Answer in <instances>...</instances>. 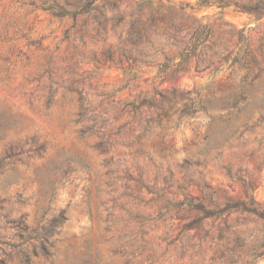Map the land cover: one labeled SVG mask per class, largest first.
<instances>
[{
  "label": "rangeland",
  "instance_id": "1",
  "mask_svg": "<svg viewBox=\"0 0 264 264\" xmlns=\"http://www.w3.org/2000/svg\"><path fill=\"white\" fill-rule=\"evenodd\" d=\"M44 1L0 0V161L19 153L0 165V263L19 264L12 245L46 210L45 220L67 217L51 237L54 264H264V224L253 215L165 211L178 187L179 199L211 209L248 194L264 207V15L242 9L255 0H98L76 20L29 5ZM200 25L211 34L190 71L157 77ZM248 51L258 62L248 97L227 102L245 74L229 65ZM151 97L158 109L133 108ZM54 160L77 171L50 174ZM36 245L22 247L31 255Z\"/></svg>",
  "mask_w": 264,
  "mask_h": 264
},
{
  "label": "trees",
  "instance_id": "2",
  "mask_svg": "<svg viewBox=\"0 0 264 264\" xmlns=\"http://www.w3.org/2000/svg\"><path fill=\"white\" fill-rule=\"evenodd\" d=\"M97 1L98 0H80L79 6L76 9H72V10L66 9L56 0H45L44 2H42L41 5L31 2V4L29 3V5H32L34 9H40L46 12L52 18H56L59 20L71 18L72 20H76L78 17H83L90 13H93L96 9ZM220 5L221 7H227L230 4L221 2ZM242 9H245L246 12L252 14L256 18H260L264 15V0H255L247 8H242ZM200 28L206 30V35L203 37H202V33L199 31ZM241 32L243 31L241 30ZM210 34H211L210 30L206 25H200V27L198 28H193V32L189 40L187 41L184 49L178 54L176 58H171V59L168 58L165 60V63L163 65L164 69L158 71L157 77L174 78L178 74H181L185 71H190L191 68L190 64L194 59V57L196 56V52L198 50H202L203 48H205L206 39L210 37ZM247 40L246 42H247V50H248L249 43ZM48 58L50 59L51 55H49ZM48 60L45 62L46 64L45 66L51 63V61ZM175 60H178V62L175 63ZM224 62H227V59H225ZM235 65H237L238 68L243 69L245 74L243 75V78L241 80V85L237 87L236 91L229 92L225 97V100H227V102L233 101L235 104H237L238 101H244L248 97L249 91H244V88L246 87V85L249 84L248 79L253 74L254 69L258 68V62L255 58V55L248 51L247 54L237 56L235 60L231 61L229 68L232 69ZM196 69H200L199 66H197ZM156 94L159 96L161 100L166 99L165 95L162 92ZM52 96L53 94H51L45 101L47 107L52 103ZM142 106L158 109V103L155 97L142 98L139 101L138 105L134 106L133 108L135 110L136 109L138 110ZM82 116H83L82 114H78L77 118L71 121L70 123L71 124L79 123ZM0 131L2 132V135L0 136V141H1L5 137L7 126L0 123ZM89 131H90L89 128L81 127L78 130V134L81 137H83L84 135H87ZM31 142H34V139H31ZM96 147H100V148L103 147V143L96 144L94 148ZM9 149H12L11 146H9ZM44 151H45L44 145H39L35 149V153L38 155V157H40L41 153H43ZM18 155L19 153L13 154V152H11L9 155H6V157H4L0 161V165H2L5 159L14 158V157L16 158ZM78 159L83 165V167L87 168V164L82 162L80 158ZM72 163L73 162L71 160H63L62 162H58L57 160H54L51 163L49 173L56 175L59 172H61L64 178L68 180L70 175L73 172L77 171V168L74 167ZM47 180L48 181L46 182V185L48 186V190L52 195L54 192V183L50 178H48ZM13 182H15L14 179L5 180V184L7 185ZM183 190L184 189L182 187H178L176 192H170L172 198L166 199L167 207L165 211H168L169 209L176 210V212L196 211L202 214V219L212 218V217L219 218L224 214H229L232 212H246L248 214L253 215L255 218H257L259 221H261L264 224V207L251 194H248L246 200L226 203L223 204L222 206H215L214 208L211 209L208 206H206L204 202H202L198 197L191 196L186 193H181L184 198L179 199L178 193ZM46 212L47 211L45 210V212L40 218V221H38L35 229L24 227V231L26 234V236H24L25 240L21 241L18 246L12 245V247L18 248L17 255L19 256L20 259L19 264H33V262L31 261V255L33 256L41 255L46 259L45 264H54L55 262L54 258L57 254V250H55L56 241H51V237L55 233L56 228L61 226L67 220V217L65 215V211H61L57 215H53L51 218L45 220ZM43 220H45L44 226L40 225L41 221ZM21 237H23V235H21ZM30 239L35 240L37 244L32 248V251L30 252L31 255L28 253L27 249L22 247L24 241ZM0 264H4V263H0Z\"/></svg>",
  "mask_w": 264,
  "mask_h": 264
}]
</instances>
